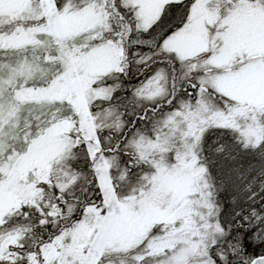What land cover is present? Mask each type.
Returning <instances> with one entry per match:
<instances>
[{
    "label": "snow or ice",
    "instance_id": "obj_1",
    "mask_svg": "<svg viewBox=\"0 0 264 264\" xmlns=\"http://www.w3.org/2000/svg\"><path fill=\"white\" fill-rule=\"evenodd\" d=\"M33 104L62 107L32 146L52 137L57 162L82 154L96 199L60 226L81 174L69 165L55 184L36 179L29 197L0 205V264H264V168L242 178L222 218L200 161L209 132L264 158V0H0V150L28 145L21 118ZM145 167L150 178L133 175ZM165 174L182 184L159 195ZM105 178L117 199V179L140 186L125 199L143 227L114 231L121 209ZM45 184L56 189L47 199ZM25 209L36 222L11 223L30 221Z\"/></svg>",
    "mask_w": 264,
    "mask_h": 264
},
{
    "label": "rangeland",
    "instance_id": "obj_2",
    "mask_svg": "<svg viewBox=\"0 0 264 264\" xmlns=\"http://www.w3.org/2000/svg\"><path fill=\"white\" fill-rule=\"evenodd\" d=\"M82 23L83 21H70L69 27H77ZM144 38L146 39L147 37ZM8 55L13 54L9 53ZM61 107H41L35 104L25 107L21 118V128L24 127L25 122L31 123L32 125L38 123V126L30 129L31 135L28 137V145L20 141H10L7 149L0 150V205H7L10 202L29 197L36 190L33 182L38 178H47L51 175L52 183H57V178L62 179L64 171L70 165L73 171L79 172L81 175L77 184L70 190L72 195L66 193L65 195L69 198H65L70 203L76 205L74 211L78 209L81 199L78 201L77 197L81 195L88 184L89 177L92 175L90 170L83 172L78 169L81 161L85 160L84 156L77 153L75 159H70L66 163L64 161L57 162L55 157L60 150V145L55 138L49 137L35 146L31 144V141L40 130L48 127V117H51L49 118L50 120H53L54 116L58 118ZM21 140H23V134L21 135ZM214 140L216 142H213ZM12 144H15L14 149H12ZM218 148L222 150L217 151ZM200 161L207 168L208 178L214 185L216 202L218 201L221 207H224L223 213H220L222 218H226L230 213L233 195L236 194V186H243L244 181L242 178H251L261 168H264V158L259 155L244 153L242 149L231 147L230 142L217 139L213 132H209L206 135L205 143L200 151ZM135 173L147 174L149 178L152 176V172L148 167H145L143 170L137 168L133 170V175ZM115 175L118 177L119 173H115ZM116 183L118 185L116 194L119 196V199L113 194L111 183L108 179L105 178L103 181V190L107 194L108 202L113 204L115 208L121 209V214L114 220L113 229L118 234L135 231L143 227L146 222V217L142 219L139 214L133 211V201L126 200L125 198L135 196L139 200L140 186H136V192L133 193L131 189L134 186V181L130 182L125 180L121 182L117 179ZM181 184V178L171 177L165 174L159 179L158 194L175 193ZM42 187H46L44 188L45 199L48 198V193L56 192L54 188H52L51 192L46 184ZM92 192V189L88 190L85 203L96 199L95 197L91 198ZM159 195L156 197L157 199ZM191 198L198 199L199 197L194 196ZM221 200L229 203L228 208L226 206L227 204L221 203ZM153 208L154 206L149 203L145 211L148 212ZM60 221L67 222L68 220ZM57 224H54V227ZM95 224L96 214L90 213L85 219L82 238H87L88 233ZM122 259L124 258L112 256L109 258L108 264H121Z\"/></svg>",
    "mask_w": 264,
    "mask_h": 264
},
{
    "label": "trees",
    "instance_id": "obj_3",
    "mask_svg": "<svg viewBox=\"0 0 264 264\" xmlns=\"http://www.w3.org/2000/svg\"><path fill=\"white\" fill-rule=\"evenodd\" d=\"M33 127H36V126H38V123H34L33 125H32ZM126 160H127V158L125 157L124 158V160H122V162H121V169H123V167H124V163L126 162ZM80 171H83V172H85V171H89L90 169H89V164H88V161L85 159V160H82L81 161V165H80V167L78 168ZM137 169V168H136ZM135 170V169H134ZM93 179H94V177H93V175H91L90 177H89V181H88V184H87V186L85 187V189L83 190V192L81 193V195H80V193H79V195L80 196H78L77 197V199H78V201H79V199H81L80 200V205H79V207H78V209L76 210V211H74V215H73V217H71L67 222H62V221H60V222H58V225H60V226H63L65 223H70L71 222V219H75L76 217H78L79 215H80V208L82 207V206H84V204H85V200H87V192H88V190H93V194H92V196H91V198H93V197H95L96 198V194H97V189H96V186H94V184L92 183V181H93ZM43 185H41L40 187H42ZM48 187V186H47ZM42 188H46V187H42ZM50 190H51V192H52V188H49ZM55 191H56V189H55ZM52 193H56V192H52ZM65 197H67V198H69L68 196H66L65 195ZM227 197V196H226ZM72 198V197H71ZM217 203L220 205V207H221V204L217 201ZM221 203H225V205L227 206V208H228V204L229 203H227V201H223V200H221ZM25 211H28L29 212V214H30V221H25L23 218H22V216H20V215H15V216H13L12 217V219H11V223H13V224H25V223H29V222H31V223H35L36 222V216H35V213H34V210H32V209H25ZM223 211H224V207H221V212L223 213ZM57 227V226H56ZM56 227H54V224H52V223H50L49 225H47V231L48 232H51V231H53Z\"/></svg>",
    "mask_w": 264,
    "mask_h": 264
}]
</instances>
